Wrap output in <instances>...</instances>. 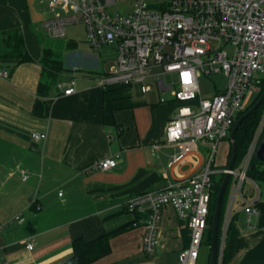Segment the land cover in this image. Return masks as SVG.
Returning a JSON list of instances; mask_svg holds the SVG:
<instances>
[{
  "label": "crops",
  "instance_id": "obj_1",
  "mask_svg": "<svg viewBox=\"0 0 264 264\" xmlns=\"http://www.w3.org/2000/svg\"><path fill=\"white\" fill-rule=\"evenodd\" d=\"M53 15L43 0H0V58L10 71L9 80L0 79V224L19 213L25 218L0 231V264H63L73 256L75 240L94 241L122 228L125 231L111 241V253L94 264H180L179 254L188 247L190 235L173 207L163 211L159 247L146 255L145 222L128 213L126 204L134 195L161 190L175 179L202 171L211 145L199 141L182 166L169 169L171 158L181 150L166 141L178 104L172 96L156 95L154 85L162 91L152 81L146 83L151 89L147 92L140 85L100 88L99 78L114 61L104 60L86 37L65 42L80 60L66 65L59 55L62 74L56 86L40 96L43 52L54 47L51 39L59 40L43 28ZM17 34L33 61L5 57ZM72 81L75 92L65 96ZM165 81L172 84L175 76L167 75ZM34 131L47 132L48 139L35 143ZM224 142L214 157L218 171L229 165L230 141L225 166L216 164ZM108 156H118L116 168L93 169ZM23 173L28 174L26 182ZM243 193L244 201L234 206L222 263L264 264L263 192L250 180ZM246 202H253L260 212L253 230L246 227ZM30 243L32 251L27 248ZM208 253L203 247L200 259L206 264Z\"/></svg>",
  "mask_w": 264,
  "mask_h": 264
},
{
  "label": "built area",
  "instance_id": "obj_2",
  "mask_svg": "<svg viewBox=\"0 0 264 264\" xmlns=\"http://www.w3.org/2000/svg\"><path fill=\"white\" fill-rule=\"evenodd\" d=\"M43 1L54 13L43 23L51 38L63 39L67 27L81 24L92 49L116 51L112 69L98 80L100 88L140 85L147 92L151 89L146 83L152 81L179 104L166 128L167 143L181 148L168 163L169 169L182 166L199 141L211 145L209 162L202 171L187 179H175L161 190L134 195L126 204L128 213L145 222L144 253L153 255L159 247L163 211L171 206L188 226L190 235L179 262L198 264L208 228L212 176L224 173L233 182L218 256V264H222L234 206L237 201H244V185L250 181L247 172L264 133V117L238 169L218 171L213 162L219 145L230 137L236 118L245 109L248 92L260 91L257 80L264 76V0H164L160 5L136 0L128 16L112 11L126 0ZM212 43H216L215 48ZM167 75L175 76L172 84L165 81ZM202 75H224L226 89L212 98H203L199 85ZM9 78L10 71L0 58V79ZM75 85L72 81L64 95L74 94ZM31 138L35 143L45 142L48 134L34 131ZM117 165L118 156H108L97 161L93 169L106 172ZM28 178L23 173L22 180L26 182ZM243 211L247 215V229H256L260 215L256 205L246 202ZM24 222L19 213L0 224V231ZM27 248L32 251L33 243Z\"/></svg>",
  "mask_w": 264,
  "mask_h": 264
},
{
  "label": "trees",
  "instance_id": "obj_3",
  "mask_svg": "<svg viewBox=\"0 0 264 264\" xmlns=\"http://www.w3.org/2000/svg\"><path fill=\"white\" fill-rule=\"evenodd\" d=\"M16 37H17V41L15 42L13 46L10 44L9 51L8 53L5 54V57L14 58L18 60L20 63H27V62L33 61L34 58L27 50L24 39L18 34L16 35ZM53 50L54 49L52 47H49V48H46L43 52L42 63L44 66V73H43L42 81L40 82V85H39L38 93L40 96L46 95L53 86H56L57 79L62 74V71L64 69L62 61L59 58V54L55 55ZM257 84L260 87V91L258 92L257 96L253 99L251 104L246 106L245 109L238 115L235 123L237 122L238 119H240L248 111H250L251 108L260 99L263 93V89H264V78L257 80ZM178 107H179V104H178ZM263 108H264V102L256 110L251 112V114H249L247 118L243 120L242 124L240 125L239 129L236 132V159H235L233 169H238L248 154L249 148L254 140L257 130L264 117L263 116L264 114L262 113ZM227 140L231 142L230 137ZM231 156H232V146H231V151L229 155V160L231 159ZM225 175L226 174L224 173H217L212 176L213 188L210 194V210H209V215L207 218L208 228L206 230L204 243H203V246L209 249L207 264H210V257H211L212 224H213L215 204H216L218 193H219V190H220V187H221V184L223 182ZM247 176L252 182L261 186V184L264 183V162H261L256 157H254L251 161L249 170L247 172ZM232 182H233V178L229 176L226 190L222 198L219 229H218V248L219 249L221 245L223 224H224L227 206L229 202ZM232 223H233V219L231 220V223H230L227 240H228V236H229ZM124 231L125 229L122 228L118 231L104 235L90 242L84 239L75 240L73 242L74 254L69 260H67L63 264H94L98 262L99 260L105 258L111 253L112 251L111 241L115 237L122 234ZM189 243H190V238H189ZM226 244H227V241H226ZM224 254H225V251H224ZM222 264H224V261Z\"/></svg>",
  "mask_w": 264,
  "mask_h": 264
},
{
  "label": "rangeland",
  "instance_id": "obj_4",
  "mask_svg": "<svg viewBox=\"0 0 264 264\" xmlns=\"http://www.w3.org/2000/svg\"><path fill=\"white\" fill-rule=\"evenodd\" d=\"M147 1L151 5H160L161 3L164 2V0H147ZM135 2H136V0H126L124 3H120L116 7H114L112 9V11L117 12L123 16H128L131 13L132 6L134 5ZM66 31H67V35H66L65 39H62V40L61 39H59V40L51 39L52 41H50V42L54 44V47H52V48L54 49L53 51H54L55 55L59 54L60 58H62V60L65 62V64L68 65L69 61L75 62L77 60H80V55L77 56L73 52H69V50H67V48L65 46V44H66L65 42H67L70 39H75V40L76 39H82V40H84V38L86 37V33H85V27L81 24L69 26V27H67ZM212 46H213V48H215L216 43H212ZM99 52H100V55L102 56V58L104 60H106V61L110 60L111 63L117 57L116 51H114L111 48H101V49H99ZM263 78H264V76L259 77V79H263ZM151 84H153V83H151ZM199 85H200V89H201V93H202L203 98L209 99V98H212L216 95L217 90L223 91L226 89L227 78L224 75H215L212 77H206V76L202 75L199 79ZM153 91L156 95L160 94L161 96H164L166 98H170V96H171L170 93L163 94L162 92H160L156 85H154ZM257 94L258 93L254 92L253 90L249 91L247 94V98L245 100V106L250 105L251 102L253 101V99L257 96ZM262 113L264 114V108L262 109ZM223 145H225V149L223 147H220L219 148L220 154L216 157V159H217L216 164L218 166H225L226 160H227V154H229V150H230V143L228 140L227 141L225 140ZM224 157H225V161H224ZM229 162H230V160H229ZM229 162H228V164H229ZM261 189L263 192L262 201H264V183L261 184ZM205 248L207 251H209V249L207 247H205ZM198 264H206V259L201 258L199 260Z\"/></svg>",
  "mask_w": 264,
  "mask_h": 264
},
{
  "label": "water",
  "instance_id": "obj_5",
  "mask_svg": "<svg viewBox=\"0 0 264 264\" xmlns=\"http://www.w3.org/2000/svg\"><path fill=\"white\" fill-rule=\"evenodd\" d=\"M264 102V89L263 93L258 100V102L251 108L250 111H248L244 116H242L240 119L237 120L234 127L232 128L230 139H231V145H232V156L228 165V171H231L233 169L235 159H236V132L239 129L240 125L242 124L243 120L251 114L254 110H256L262 103ZM255 157L261 161L264 162V133L262 135V139L260 142L259 147L256 150ZM229 179V175L226 174L223 182L221 184L218 197L215 204V210L213 215V224H212V243H211V257H210V264H218V256H219V248H218V229H219V220H220V211H221V205H222V198L224 195V192L226 190L227 182Z\"/></svg>",
  "mask_w": 264,
  "mask_h": 264
}]
</instances>
